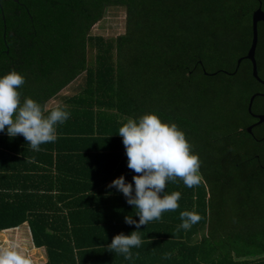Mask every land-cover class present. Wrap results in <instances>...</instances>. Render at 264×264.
<instances>
[{"label":"trees","instance_id":"16d2710c","mask_svg":"<svg viewBox=\"0 0 264 264\" xmlns=\"http://www.w3.org/2000/svg\"><path fill=\"white\" fill-rule=\"evenodd\" d=\"M259 4L264 12V0H0V78L23 75L22 100L49 109L74 84L58 97L70 118L55 142L36 152L0 132V232L26 225L44 264H264V122L246 131L264 85L249 60L236 68ZM113 8L125 10L124 32L91 35ZM257 33L264 81V23ZM251 112L264 115V97ZM144 114L183 131L202 179L169 181L179 208L137 229L125 223H138L136 210L108 185L133 182L118 130ZM182 211L201 219L177 231ZM133 231L142 243L132 259L108 250Z\"/></svg>","mask_w":264,"mask_h":264},{"label":"clouds","instance_id":"9594fccd","mask_svg":"<svg viewBox=\"0 0 264 264\" xmlns=\"http://www.w3.org/2000/svg\"><path fill=\"white\" fill-rule=\"evenodd\" d=\"M25 84V77L11 71L0 78V132L10 138L23 136L33 151L39 152L40 146L53 143L57 139V125L70 118V112L56 105L51 109L31 98H21L18 89ZM122 138L127 167L136 175L132 183H126L123 176L112 181L109 188H116L133 206L139 221L132 216L125 217V223L137 229L154 220H160L164 212L176 211L181 193L174 191L164 194L169 181L182 180L188 188L201 182L200 160L193 154L192 146L185 134L174 123L167 124L155 114H144L138 119L128 118L118 130ZM134 184V187H133ZM180 229L189 230L201 217L192 211L180 213ZM3 232V231H2ZM140 231L130 235L120 233L108 245L110 252L132 259V248L140 247ZM166 253L164 258H170ZM0 264H32V261L17 251L0 249Z\"/></svg>","mask_w":264,"mask_h":264},{"label":"rangeland","instance_id":"374dc122","mask_svg":"<svg viewBox=\"0 0 264 264\" xmlns=\"http://www.w3.org/2000/svg\"><path fill=\"white\" fill-rule=\"evenodd\" d=\"M126 13L123 8H113L104 11L103 18L90 30L91 35H101L104 37H116L124 32ZM73 86L63 89L60 95L66 96L73 92ZM51 99L49 106L59 103V99ZM202 235L199 236L201 238ZM0 249L17 251L21 255L29 258L32 264H43L45 259L44 249H37L32 246L28 228L21 226L18 230H7L0 232Z\"/></svg>","mask_w":264,"mask_h":264},{"label":"water","instance_id":"95a60500","mask_svg":"<svg viewBox=\"0 0 264 264\" xmlns=\"http://www.w3.org/2000/svg\"><path fill=\"white\" fill-rule=\"evenodd\" d=\"M14 2H18V0H12ZM251 21H252V37H251V43H250V46H249V49L246 53L245 56L239 58L237 60V65H236V68L239 66L240 62L242 60H249L250 63H251V72H252V76L253 78L259 82L260 84L264 85V81L261 80L259 77H258V74H257V66H256V61H255V49H256V46H257V39H258V33H257V25L259 22H262L264 23V12L262 11L261 9V4H259L258 8L253 12L252 14V18H251ZM257 96H262L264 97V94H260V93H254L250 99H249V103H248V107H247V111L251 114V116L254 118V119H257V122L256 123H253L251 124L249 127L246 128V131L249 133V134H252V129L254 127H256L257 125H260L262 122H264V115H257V114H253L251 112V106H252V103L255 99V97Z\"/></svg>","mask_w":264,"mask_h":264},{"label":"crops","instance_id":"0c3cea01","mask_svg":"<svg viewBox=\"0 0 264 264\" xmlns=\"http://www.w3.org/2000/svg\"><path fill=\"white\" fill-rule=\"evenodd\" d=\"M74 84H72L71 86H73ZM71 86H69V87H71ZM62 96V95H61ZM22 226H26V225H22ZM21 227V226H20ZM20 227H17V228H14V229H19ZM27 227V226H26ZM28 228V227H27ZM14 229H9V230H14ZM5 231H7V230H5ZM4 232V231H3ZM28 232H29V229H28ZM30 235V234H29ZM30 240H31V238H30ZM45 261H46V258L45 259H43V264L45 263Z\"/></svg>","mask_w":264,"mask_h":264},{"label":"flooded vegetation","instance_id":"af4514ba","mask_svg":"<svg viewBox=\"0 0 264 264\" xmlns=\"http://www.w3.org/2000/svg\"><path fill=\"white\" fill-rule=\"evenodd\" d=\"M2 17H4V16L2 15Z\"/></svg>","mask_w":264,"mask_h":264}]
</instances>
